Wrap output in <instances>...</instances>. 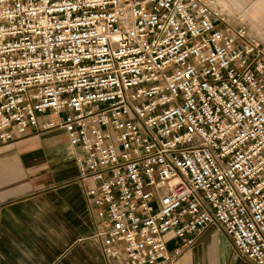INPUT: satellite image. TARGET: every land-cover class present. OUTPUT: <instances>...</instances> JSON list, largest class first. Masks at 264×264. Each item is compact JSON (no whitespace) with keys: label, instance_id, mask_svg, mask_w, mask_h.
<instances>
[{"label":"built area","instance_id":"1","mask_svg":"<svg viewBox=\"0 0 264 264\" xmlns=\"http://www.w3.org/2000/svg\"><path fill=\"white\" fill-rule=\"evenodd\" d=\"M209 4L0 0V145L81 149L107 264H174L214 224L264 264V47Z\"/></svg>","mask_w":264,"mask_h":264},{"label":"crops","instance_id":"2","mask_svg":"<svg viewBox=\"0 0 264 264\" xmlns=\"http://www.w3.org/2000/svg\"><path fill=\"white\" fill-rule=\"evenodd\" d=\"M79 155L62 130L32 129L0 145V264H107L85 194L94 184L80 182ZM180 242L170 240L168 250ZM174 264L254 263L214 224Z\"/></svg>","mask_w":264,"mask_h":264},{"label":"clouds","instance_id":"3","mask_svg":"<svg viewBox=\"0 0 264 264\" xmlns=\"http://www.w3.org/2000/svg\"><path fill=\"white\" fill-rule=\"evenodd\" d=\"M8 9L4 19L9 14L15 15L10 5H4ZM210 9L239 26L243 34L253 42L264 43V0H255L249 3L246 0H210ZM257 13L253 18V13Z\"/></svg>","mask_w":264,"mask_h":264},{"label":"rangeland","instance_id":"4","mask_svg":"<svg viewBox=\"0 0 264 264\" xmlns=\"http://www.w3.org/2000/svg\"><path fill=\"white\" fill-rule=\"evenodd\" d=\"M263 47H264V43H263ZM65 117H66V114L65 113L61 114V118L62 119H64ZM47 119H49V120H55V119H57V116H54L52 114H48L46 116L41 117V120L42 121L47 120Z\"/></svg>","mask_w":264,"mask_h":264}]
</instances>
